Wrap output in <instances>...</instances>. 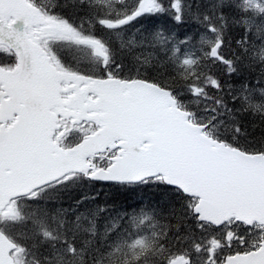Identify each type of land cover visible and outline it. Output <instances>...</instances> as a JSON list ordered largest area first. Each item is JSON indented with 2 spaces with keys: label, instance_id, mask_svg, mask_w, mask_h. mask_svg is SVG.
Instances as JSON below:
<instances>
[{
  "label": "snow or ice",
  "instance_id": "snow-or-ice-1",
  "mask_svg": "<svg viewBox=\"0 0 264 264\" xmlns=\"http://www.w3.org/2000/svg\"><path fill=\"white\" fill-rule=\"evenodd\" d=\"M78 3L79 24L41 0H0V264H264V134L238 142L247 114L264 133V0ZM169 15L172 28L126 39L133 21ZM58 47L93 67L67 66ZM137 48L176 75L147 78ZM152 182L192 197L185 231L148 207L90 208L89 194L63 207L85 183Z\"/></svg>",
  "mask_w": 264,
  "mask_h": 264
},
{
  "label": "trees",
  "instance_id": "trees-1",
  "mask_svg": "<svg viewBox=\"0 0 264 264\" xmlns=\"http://www.w3.org/2000/svg\"><path fill=\"white\" fill-rule=\"evenodd\" d=\"M134 0H129V3H133ZM187 2V0H186ZM45 7L49 8V5H53V11L64 18H68L70 21L79 24L80 19L85 13L78 10L80 8L78 0L76 3L73 0H41ZM195 4V0H193ZM118 8L123 7L117 5ZM51 9V8H50ZM174 21L171 16H147L141 17L137 21H133L132 25L127 26V31L125 33L126 39H131L132 32L135 31L137 27L145 25L148 27L163 25L167 28H172ZM85 28L88 27L87 22L84 24ZM177 32L186 31L187 28L176 27ZM96 34L105 37H109L110 33L101 28L98 24L96 25ZM139 39V36L136 37ZM136 54L139 55L141 62L146 58L149 63L145 65L144 71L147 73V78L156 79L159 82H164L169 76L176 75L175 69L171 64H165L161 66L159 64H153V57L156 55L152 53L151 50H141L137 48ZM163 58V57H161ZM126 69L124 74H128V64L130 61L125 58ZM255 83V81H252ZM179 98L182 102L187 104V106L197 112L198 116L205 115V113L197 108V105L193 103L194 98L183 88L175 89ZM254 104L261 103L259 95L257 94L256 99L253 100ZM231 121L226 120V124H230ZM241 127L246 129L248 136L238 137L239 143H246L252 138H255L261 134L260 121L256 113H250L241 118ZM219 134L222 138L231 140L232 132L228 130L225 126H221ZM94 195V202H87L90 208H95V204H100V207H105V204L111 205L112 207L108 209L112 216H115L118 212L131 210L136 207H148L155 209L158 217L161 219L162 224H176L180 223L181 231L186 230V225L181 217H188V201L192 198L185 196L179 189L166 185L160 182H152L148 184H135V185H106L95 186L92 184H84L75 190L65 192L63 194V207L67 208L72 200L84 195ZM83 210V209H82ZM108 217L103 213L98 219V227L103 228L104 221ZM187 223L195 227L196 221L194 217H189Z\"/></svg>",
  "mask_w": 264,
  "mask_h": 264
},
{
  "label": "flooded vegetation",
  "instance_id": "flooded-vegetation-1",
  "mask_svg": "<svg viewBox=\"0 0 264 264\" xmlns=\"http://www.w3.org/2000/svg\"><path fill=\"white\" fill-rule=\"evenodd\" d=\"M57 51H58V55L60 56L62 61L69 67L72 65L70 57L75 56V54L78 53L76 51H74V52L69 51L68 47H58ZM3 60H4V58L2 56H0V61H3ZM84 65H86V66L78 67L75 69L88 72L93 67L91 62H85Z\"/></svg>",
  "mask_w": 264,
  "mask_h": 264
},
{
  "label": "rangeland",
  "instance_id": "rangeland-1",
  "mask_svg": "<svg viewBox=\"0 0 264 264\" xmlns=\"http://www.w3.org/2000/svg\"><path fill=\"white\" fill-rule=\"evenodd\" d=\"M80 57H83V56H80ZM78 61L80 62L78 63ZM71 62L74 67H82L85 63V61H81V59H78V58H71Z\"/></svg>",
  "mask_w": 264,
  "mask_h": 264
},
{
  "label": "water",
  "instance_id": "water-1",
  "mask_svg": "<svg viewBox=\"0 0 264 264\" xmlns=\"http://www.w3.org/2000/svg\"><path fill=\"white\" fill-rule=\"evenodd\" d=\"M189 195V194H188Z\"/></svg>",
  "mask_w": 264,
  "mask_h": 264
}]
</instances>
